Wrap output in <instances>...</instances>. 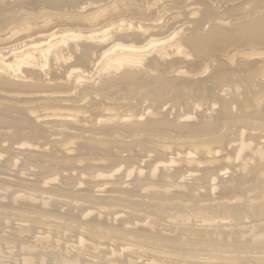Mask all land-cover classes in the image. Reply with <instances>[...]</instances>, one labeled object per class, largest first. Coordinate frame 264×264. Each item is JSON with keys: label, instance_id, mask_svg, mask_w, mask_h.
<instances>
[{"label": "bare ground", "instance_id": "1", "mask_svg": "<svg viewBox=\"0 0 264 264\" xmlns=\"http://www.w3.org/2000/svg\"><path fill=\"white\" fill-rule=\"evenodd\" d=\"M57 263L264 264V0H0V264Z\"/></svg>", "mask_w": 264, "mask_h": 264}, {"label": "rangeland", "instance_id": "2", "mask_svg": "<svg viewBox=\"0 0 264 264\" xmlns=\"http://www.w3.org/2000/svg\"><path fill=\"white\" fill-rule=\"evenodd\" d=\"M62 260H66L65 258H63ZM73 260V259H72ZM69 262H72V261H70V260H68ZM57 264H59V263H57Z\"/></svg>", "mask_w": 264, "mask_h": 264}]
</instances>
